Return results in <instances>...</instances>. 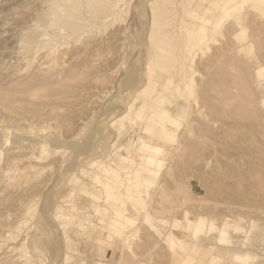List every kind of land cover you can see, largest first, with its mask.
Instances as JSON below:
<instances>
[{
    "label": "rangeland",
    "instance_id": "rangeland-1",
    "mask_svg": "<svg viewBox=\"0 0 264 264\" xmlns=\"http://www.w3.org/2000/svg\"><path fill=\"white\" fill-rule=\"evenodd\" d=\"M214 1L115 0L101 18L84 10L92 23L78 37L51 27L55 38L20 59L16 55L22 47L20 32L31 29L35 14L53 3L0 0V264H179V251L185 256L180 264H264V179L260 180L264 129H256L255 121L251 128L249 123H242L247 124L245 129L233 125L232 112L247 108L245 102V110L251 111L252 105L237 80L239 62L228 64L224 50V59L218 56L225 42H236L232 48L240 50L238 56L252 72L260 70L248 88L262 96L264 58L259 57L264 53L259 55L253 41L254 25L264 30V14L244 5L237 13L243 12L222 22L246 14L238 30L225 32L229 38L220 37L203 48L208 30H214L222 12L212 8ZM197 3L212 8L205 15L210 23L203 25L187 14ZM155 8L156 24L166 26L152 37L166 42L158 47L172 50L160 61L154 60L149 36ZM54 49H58L55 58ZM131 67L135 79L130 84ZM216 70L221 71L217 81ZM165 85L172 89L180 85L184 95L187 107L179 128L164 117L163 106H155L142 93L146 89L153 99H167ZM225 89L233 93L226 94ZM146 117L153 119V127L163 120L168 141L145 133ZM143 142L165 150L159 156L163 168L149 181L143 179L148 187H131L128 182L134 172L139 173L137 165L144 163L138 148ZM251 148H260L258 159L252 160ZM95 161L117 170L125 179L123 188H113L110 194L95 184L96 178L111 177L92 166ZM125 183L142 193L133 202L123 198ZM112 195L118 200L114 202ZM120 206L123 216L118 219ZM111 224L115 229L109 228ZM223 228L224 239L219 240ZM192 229L198 230L195 237ZM124 232L133 234L131 243ZM172 242L184 246L171 248ZM18 247L25 252H18Z\"/></svg>",
    "mask_w": 264,
    "mask_h": 264
},
{
    "label": "bare ground",
    "instance_id": "bare-ground-1",
    "mask_svg": "<svg viewBox=\"0 0 264 264\" xmlns=\"http://www.w3.org/2000/svg\"><path fill=\"white\" fill-rule=\"evenodd\" d=\"M46 1H48V2H51V3H53L52 5H46L48 8L47 9H44V10H42L41 9V11L39 10L37 13L36 12H33V14L34 13H36L35 14V20H36V23H35V25L31 28V29H29V30H25V31H23V32H20V34H19V43L22 45V47H21V50H19L20 48H18V53H16V55L18 54V56H17V58H20V59H24V58H26V57H24V55L26 54V53H28L30 50L32 51V50H36V49H38L39 47H42V46H45L46 44H48V41H47V39H53V38H55V34L54 33H52V32H50L49 31V29L51 28V27H53L55 30H57V31H65L67 34L69 33V35L70 34H72V35H78L79 33H82V28L83 27H86V26H89V25H91V20H89V19H87L85 16H84V13H83V11L85 10V11H87V12H89V13H91V14H97V16H99L100 18L102 17V16H104V14H106L109 10H110V5L113 3V2H115V0H46ZM81 2H83V4L82 5H80V3ZM56 4V5H55ZM117 4V1L115 2V5ZM250 4V7L253 9V10H255V11H259V12H261V13H263L264 14V0H216V1H214L213 2V7L212 8H215V7H218V8H220L221 10H222V12H221V16L219 17V19L218 20H216V22H215V28H214V30L212 31V32H210L209 30H208V32H207V37H206V42H207V44L203 47V48H210V45L211 44H214L215 42H217L218 41V39L220 38V37H222L223 39H224V37H225V32L226 33H234V32H236L237 30H238V26H240V25H242V22L247 18V15L246 14H242V15H240V16H238V17H236V20H234L233 22H228V23H222L223 22V20H231V18L236 14H240L241 12H243V11H241V12H239V13H237L240 9H242V8H244V5H249ZM59 5V6H58ZM109 5V6H108ZM212 8H210V7H207V6H202L200 3H197L196 5H195V7H194V9H187L186 11H187V14L191 17V18H194V19H196V20H199L200 22H201V24H203V25H205V24H207V23H210V17L209 16H205L206 15V13L208 12V10H210V9H212ZM183 9H186V7H185V5L183 6ZM80 10H82V12H80ZM244 10V9H243ZM35 11V10H34ZM37 11V10H36ZM212 12V11H211ZM210 12V13H211ZM248 13H250V12H248ZM65 14H66V16H65ZM208 14V13H207ZM159 15V13H158V10H157V8H155V12H153L152 13V18H151V22H150V27H151V29L149 30V32H150V34H149V36H150V38H151V45H152V47H153V49H154V60H156V61H160L161 59H163V58H166L167 56H169V55H171V49H169V50H166V49H162V48H160V47H158L159 46V44H161V43H166V42H160L159 40H157L156 38H153L152 37V35H155V34H157V31H158V29H161V28H163L164 26H166V23H162V24H160V25H157L156 23H157V16ZM235 15V16H236ZM248 15H250L249 17H251V13L250 14H248ZM211 16V15H210ZM259 16V15H258ZM253 17V16H252ZM263 19V18H262ZM261 20V19H260ZM264 22V21H263ZM261 24L262 25H264L262 22H261ZM256 26V27H255ZM149 27V28H150ZM222 28H224V30H226V31H224V33H223V29ZM254 46L257 48V50L260 52V54L259 55H261V54H263L264 53V30L262 31V29H263V27L261 28V27H257V25H254ZM157 30V31H156ZM228 31V32H227ZM225 34V35H224ZM262 34V35H261ZM253 35V34H252ZM251 34L250 35H248V36H252ZM224 36V37H223ZM230 36V35H229ZM229 36H226V37H228L229 38ZM263 36V37H262ZM78 37V36H77ZM225 37V38H226ZM232 37V36H231ZM253 37V36H252ZM142 38V37H141ZM45 40V41H42V40ZM227 39V38H226ZM225 39V40H226ZM248 39H249V37H248ZM220 40H221V38H220ZM228 40H230V39H228ZM251 40H252V38H251ZM195 41L196 40H192L191 41V43L192 44H194L195 43ZM249 41H250V39H249ZM234 42V41H233ZM232 42V43H233ZM250 42H252V41H250ZM72 44L73 42L72 41H70V42H68V44ZM224 43V42H223ZM231 43H229V44H227L226 42H225V44H224V49H222V51L221 50H218V56L219 57H221L222 56V52H223V50H224V54H223V56L222 57H224V55H225V52H226V59H224V58H222V59H224V60H229L227 63L228 64H230V62L232 61V63H235L236 61H238L239 62V69H240V75H239V77H237V80L239 81V83H241L240 85V87H242V85L245 87H243L246 91H244V92H246L247 94H248V100L250 101V103H251V111H246L245 109H247L248 108V105H246V102H245V100H241V101H243V102H245V106L247 107V108H242L241 110H239V111H235V112H232V115H230L229 116V118H230V120L231 119H233V125H235V126H237V127H241V128H243V129H245V127L247 126V124L245 125V127L243 126L244 124H242V123H253L254 121L256 122V123H258V124H255V123H253L252 125L253 126H255V125H257L256 126V129H257V127H258V130H259V128L262 130V129H264V112H263V110H264V92H263V95L262 96H258L252 89H251V87H249L248 88V86H250V82L252 81V79L253 78H256L257 76H258V73H260V70H257L258 68H256V70L255 71H253L252 72V69L250 70V68H249V66H248V64L245 62V60H243L242 58H240L238 55H239V53H240V50H238L237 48H235V49H233L232 47H235V46H232V45H236L237 43L236 42H234V44H231ZM241 44V43H240ZM248 44V43H247ZM212 47V46H211ZM238 47V46H237ZM243 47V46H242ZM222 48H223V46H222ZM241 48V47H240ZM239 48V49H240ZM162 49V50H161ZM204 51V50H203ZM57 52H58V49H54L53 50V57L55 58V57H57ZM202 53H205V51L204 52H202ZM206 55V54H205ZM257 55V54H256ZM258 55V56H259ZM263 57H259V59L260 58H264V55H262ZM199 57H200V54H199ZM262 60V59H261ZM264 60V59H263ZM209 61V60H208ZM223 61V60H222ZM204 62H207V61H204ZM223 62H225V61H223ZM262 62V61H261ZM226 63V62H225ZM224 63V64H225ZM225 64L226 66L228 65V64ZM263 63V62H262ZM206 65H208V63L206 64ZM254 65V64H253ZM11 66H13V65H11ZM229 66V65H228ZM264 66V65H263ZM207 67V66H206ZM3 68V67H2ZM6 68H8V67H6ZM192 68V67H191ZM22 69H24V67L22 68ZM130 72H132L131 74H133V72H135L134 70L132 71V67L130 68ZM148 70H150V72L152 73L153 72V69L149 66V68H148ZM15 71H17V70H15ZM264 70H262V72H263ZM13 72V71H12ZM18 73H19V71H18ZM195 72H194V70H192V73H191V75H193ZM130 74V75H131ZM220 74H221V71L220 70H216V72H215V74H214V78H216V81L217 80H219V78H220ZM128 75H129V73H128ZM128 76V78H127V82L128 83H133V80L135 79V77H134V75L135 74H133V76ZM11 76H14L13 74L11 75ZM20 76V75H19ZM21 77V76H20ZM132 77H134V79L132 78ZM150 77L151 76H149V80H150ZM222 77V76H221ZM193 78H194V76L193 77H191L190 79H189V81H190V83H192L193 84ZM19 79V78H18ZM17 79V80H18ZM24 79V78H23ZM233 79H236V76H234L233 77ZM16 80V81H17ZM20 80V79H19ZM24 81V80H23ZM23 81H21V82H23ZM115 81H117V80H115ZM216 81H212L213 82V84H214V86L216 85ZM235 81V80H234ZM255 81V80H254ZM207 82V81H206ZM26 83V82H25ZM207 83H210V82H207ZM16 84H18V83H16ZM28 83H26V85H27ZM198 84H199V82H198ZM203 84V83H202ZM202 84H201V86H202ZM206 86V85H205ZM198 87H200V86H198ZM165 90H166V93L168 94V98L167 99H163V98H157V99H153V98H151V93H149V92H147V90L145 89V90H143L142 91V93H143V96H145V97H147L148 99L150 98V100L152 101V103H154V105L155 106H158V107H162L163 108V114L165 115H163L166 119H168L169 121H171V123L174 125V126H176V127H181L182 126V122H183V116H184V113H185V111H186V107L187 106H185V102H184V95H183V93H182V89H181V86L180 85H177L176 86V88L175 89H172L171 87H169V86H167V85H165L164 87H163ZM226 88V87H225ZM235 88V87H234ZM242 89V88H241ZM258 89V88H257ZM233 90V89H232ZM236 90V89H235ZM259 90V89H258ZM264 90V89H263ZM225 91H226V94H229V93H233V92H229V89H225ZM239 92H242V91H239ZM238 93V92H237ZM245 93V94H246ZM18 94V93H17ZM22 93H19L17 96H20ZM211 95V94H210ZM238 95H240V93L238 94ZM242 95H243V92H242ZM233 96H235V95H233ZM237 96V95H236ZM245 96V95H244ZM229 98H234V97H230L229 96ZM236 98V97H235ZM237 98H240V96L239 97H237ZM243 98V96H241V99ZM245 99H246V97H245ZM235 99H233V101H234ZM212 101V100H211ZM210 101V102H211ZM215 101V100H214ZM236 101H237V103H239V101L236 99ZM235 101V102H236ZM169 102H171V103H173V105L172 106H167L168 105V103ZM242 103V102H241ZM240 103V104H241ZM248 103V102H247ZM166 106V107H165ZM240 106V105H239ZM242 106V105H241ZM176 107V108H175ZM243 107H244V105H243ZM175 108V109H174ZM172 111H174V114H173V112ZM146 123H145V133H147L150 137H156V138H158L159 140H161V141H168L169 140V138L167 137V131H165L161 126H163V120L162 121H160L159 122V125H158V127L156 126V127H153V125H152V118H149V117H146ZM166 124H168V121H166ZM206 124V123H205ZM241 124H242V126H241ZM248 124V125H249ZM251 124L249 125V128H251ZM255 124V125H254ZM206 126H208L207 124H206ZM248 127V126H247ZM205 128H208V129H210L211 130V127H205ZM156 129V131H154ZM207 129V130H208ZM238 129V128H237ZM253 129V128H252ZM154 131L153 133L151 132V133H149L150 131ZM206 130V129H205ZM257 130V131H258ZM247 131H249V130H247ZM254 132V131H253ZM241 133H242V131H241ZM246 133V132H245ZM263 133V132H262ZM244 134V133H243ZM227 137H229V136H231V134H229V136H228V134L226 135ZM231 138V137H230ZM246 138V137H245ZM248 138V137H247ZM233 139V138H232ZM262 139V138H261ZM236 140H238V139H236ZM246 140V139H245ZM228 141V140H227ZM247 141V140H246ZM245 141V142H246ZM226 142V141H225ZM244 142V141H243ZM242 142V144H245V142L243 143ZM253 142V141H252ZM201 143V142H200ZM199 143V144H200ZM223 143V142H222ZM248 143V142H247ZM250 143V142H249ZM248 143V145H250ZM256 143V142H255ZM255 143H253V144H255ZM258 143H259V141H258ZM196 144V143H195ZM227 144H228V142H227ZM235 144V143H234ZM252 144V145H253ZM202 145V144H201ZM224 145V144H223ZM230 145H231V143H230ZM238 145V144H237ZM261 145V144H260ZM204 146L206 147V145L204 144ZM234 146V145H233ZM259 146V145H258ZM263 146V145H262ZM196 145H194V149H196V148H198V146L196 147ZM200 147V146H199ZM224 147V146H223ZM244 147L245 146H242L241 148H243L244 149ZM138 148H139V152H140V154H142V155H144L143 156V159H144V163H140V164H138L137 165V169H135V170H137L139 173L141 172V174H139V173H137V172H134V175H133V177L130 179V182H128V180H127V182L128 183H130V185H131V187H132V185L134 184V186L136 185V184H140V185H142L143 186V188H144V186H147V184H145V183H143V179H144V181H146L147 182V180L149 181V179L151 178V177H156V175L159 173V171H161V169L163 168V159H160V155L161 154H163L164 152H165V150L162 148V147H157V146H149V145H147L145 142H143V143H141V144H139L138 145ZM234 148H235V146H234ZM238 148H240V147H238ZM249 148V147H248ZM193 149V150H194ZM204 149V148H203ZM206 149V148H205ZM246 149V148H245ZM252 149V151H253V148H251ZM258 149H260V148H258ZM257 148L255 149L256 151H253L252 153V160H254L255 158H257V157H260L261 155H260V152H259V150H258ZM192 150V151H193ZM236 150V149H235ZM250 150V149H249ZM257 150H258V152H257ZM263 150V149H262ZM191 151V152H192ZM240 151H241V149H240ZM239 151V152H240ZM251 151V150H250ZM196 152V151H195ZM198 152V151H197ZM242 152H246V151H242ZM192 153H194V151L192 152ZM199 153V152H198ZM206 153V152H205ZM204 153V154H205ZM222 153H224V152H222ZM238 153V152H237ZM262 153H263V151H262ZM227 154V153H226ZM243 154V153H242ZM248 154V153H247ZM251 154V153H250ZM264 154V153H263ZM145 155H146V157H145ZM194 155V154H193ZM193 155H191V156H193ZM240 155H241V152H240ZM245 155V154H244ZM260 155V156H259ZM247 156V155H246ZM194 157H195V155H194ZM197 157V156H196ZM227 157V156H226ZM237 158H239L238 156H236ZM243 157H245V156H243ZM263 157H264V155H263ZM202 158V157H201ZM208 158V157H207ZM207 158H206V160H207ZM217 158V157H216ZM192 159V157L190 158V160ZM205 159V158H204ZM229 159V158H228ZM227 159V160H228ZM234 159V158H233ZM246 159V158H245ZM258 159V158H257ZM189 160V161H190ZM237 160V159H236ZM249 160V159H248ZM262 160H264V158L262 159ZM205 161V160H204ZM208 161V160H207ZM207 161H206V163H207ZM229 161V160H228ZM239 161V160H238ZM237 161V162H238ZM243 161V160H242ZM193 162H196V161H194L193 160ZM223 162V161H222ZM251 162V161H250ZM258 163H259V160L257 161ZM175 163V162H174ZM231 162H229V164H230ZM255 163V162H254ZM258 163H256V164H258ZM260 163H263V162H260ZM259 163V164H260ZM190 164H191V161H190ZM196 164V163H195ZM204 164V163H203ZM227 164V167H228V163H226ZM234 164V163H233ZM256 164H255V166H256ZM197 165V164H196ZM200 165V164H199ZM243 165V164H242ZM251 165V164H250ZM261 165V164H260ZM92 166H94V167H97L98 168V170H99V172L103 175V176H105V177H109V176H111V177H113V181H112V179H111V177H110V179L109 178H107V179H104V180H99L98 178H96V183L95 184H100V187H102L105 191H107V190H109L110 192L113 190V188H119V187H121V185H122V182H124V180L122 181V179L120 178V175L117 173V170H115V169H113V168H110L109 166H107V165H101V163L99 162V161H95V162H92ZM219 166H220V164H219ZM248 166V165H247ZM253 166V165H252ZM262 166V165H261ZM264 166V165H263ZM263 166H262V168H263ZM194 167V166H193ZM208 168V167H207ZM221 168V167H220ZM229 168V167H228ZM230 168H231V166H230ZM238 168V167H237ZM248 168V167H247ZM246 168V169H247ZM250 168V167H249ZM205 169V168H204ZM224 169V168H223ZM226 169V168H225ZM232 169V168H231ZM230 169V170H231ZM244 169V168H243ZM207 170V169H206ZM215 170V169H214ZM227 170V169H226ZM245 170V169H244ZM244 170H243V172H244ZM250 170V169H249ZM134 171V170H133ZM225 171V170H224ZM228 171V170H227ZM240 171H242V170H240ZM251 171V170H250ZM174 172V171H173ZM198 172V171H197ZM204 172V171H203ZM225 173H226V171H225ZM234 173V172H233ZM256 173V172H255ZM262 173V172H261ZM240 174V173H239ZM101 175V176H102ZM228 175V174H227ZM229 175L231 176L232 174H230L229 173ZM241 175L243 176V174L241 173ZM248 175V174H247ZM246 175V176H247ZM256 175V174H255ZM259 175V174H258ZM226 176V175H225ZM234 176H235V174H234ZM234 176H233V179H234ZM251 176V175H250ZM249 175H248V177H250ZM247 177V178H248ZM258 177V176H257ZM257 177H256V179H257ZM232 178V177H231ZM259 178V177H258ZM236 179H237V177H236ZM251 179V178H250ZM255 179V180H256ZM264 178H260V180H263ZM163 180V179H162ZM242 180V179H241ZM246 180V179H245ZM165 181V180H164ZM131 182H132V184H131ZM235 183H236V181H234ZM233 182V183H234ZM237 182H238V180H237ZM260 182H262V181H260ZM249 183H250V181H249ZM252 183V182H251ZM241 184V183H240ZM125 185H128L127 183H125L124 184V186ZM129 185V186H130ZM129 186H125L124 187V189L126 190L125 191V193H124V191H122L125 195L123 196V198L125 197L126 199V201L128 202V200L130 201V202H133V198L134 197H136V196H139L140 194H142V193H140L137 189H135V190H133V189H130V187ZM139 186V185H138ZM250 186V185H249ZM148 187V186H147ZM261 187V186H260ZM122 188H123V185H122ZM122 188L120 189V190H122ZM134 188V187H133ZM147 189V188H146ZM258 189V188H257ZM261 191V190H260ZM113 192V191H112ZM110 193V194H113V193ZM121 192V193H122ZM122 193V194H123ZM87 194H89L88 192H87ZM86 194V195H87ZM120 194V193H119ZM119 194H116L117 196H120ZM91 197H89V198H91L93 201H97L98 200V197L97 196H94V195H92V194H89ZM88 195V196H89ZM116 195H112V199L114 200V202H115V200L117 199V196ZM87 196V197H88ZM118 198H120V197H118ZM122 198V197H121ZM122 198V201L124 200ZM145 198V197H144ZM195 199V198H194ZM118 200V199H117ZM120 200V203H123L124 204V201L122 202L121 201V199H119ZM194 201V200H193ZM128 204H130V203H128ZM132 204V203H131ZM117 205H119V204H116V206ZM118 207V206H117ZM133 207V206H132ZM136 207V206H135ZM99 209V208H98ZM118 208H116V210H117ZM119 210V209H118ZM60 211H61V206H58L57 208H56V212H57V214H60ZM121 211V206H120V210H119V212H117L116 213V218H122V216H123V209H122V211ZM161 211V210H160ZM174 211V210H173ZM172 212V211H171ZM146 214V213H145ZM147 214H148V216H147V220H148V218H150V216H151V213H149V212H147ZM164 214V213H163ZM162 214V215H163ZM146 217V216H145ZM122 222L124 223V224H126L125 223V221H123L122 220ZM118 223V222H117ZM150 223V222H149ZM190 223V222H189ZM188 223V225L190 226V224ZM23 225V224H22ZM115 224H111L110 226H109V228H111V229H115V228H113V227H115L114 226ZM224 225H225V223H224ZM18 229V232H16L15 231V233H16V235H17V233H19V231H20V229L19 228H17ZM209 229H213L212 228V225H210L209 226ZM187 231V230H186ZM188 231H190V230H188ZM191 231H193V235H194V237L198 234V230L197 231H195V229H192ZM191 231H190V234H191ZM224 228L222 229V231H221V233L220 232H218V236H220V238H219V240H223L224 239ZM125 233V240L127 241V243L129 244V242L131 243V238H132V236H133V234H131V233H126V232H124ZM14 234V233H13ZM15 234L13 235V236H16ZM215 235H217V234H215ZM12 236V237H13ZM192 236V235H191ZM193 237V236H192ZM214 237V235L212 236V238ZM15 239L17 238V237H14ZM108 238H110V236H108ZM113 238V237H112ZM111 238V239H112ZM183 238V237H182ZM208 238V237H207ZM215 238V237H214ZM217 238V237H216ZM264 238V237H263ZM106 239H107V237H106ZM110 239V240H111ZM177 239V238H176ZM184 239V241H185V237L183 238ZM190 239V238H189ZM218 239V238H217ZM110 240H108V242L110 241ZM124 240V241H125ZM180 240V239H179ZM182 240V239H181ZM211 241H212V239H210ZM107 241V240H106ZM183 241V242H184ZM186 241H187V245H189L188 244V241L189 240H187L186 239ZM186 241H185V244H186ZM178 242V241H177ZM190 242H191V240H190ZM210 242V241H209ZM217 242V241H216ZM220 242V241H219ZM240 242V241H239ZM127 244V245H128ZM192 244V243H191ZM210 244V243H209ZM219 244V243H218ZM243 244V243H242ZM247 244V243H246ZM22 245H24V244H22ZM178 246H176V244L174 243V242H172L171 244H170V246H171V248H173V247H175L176 246V248L178 247V249H179V247L180 248H182L184 245L182 244V243H179V244H177ZM129 246V245H128ZM186 247H189V246H186ZM190 247H191V245H190ZM212 249V248H211ZM16 250H17V248H16ZM23 250V251H22ZM25 249H24V247H18V252L19 251H21V253L22 252H25L24 251ZM27 251V250H26ZM186 251H188V250H186ZM180 252V251H179ZM178 252V259H179V264L181 263V261L182 260H184V258L182 257V255L184 256V252H183V254L182 255H180V253ZM27 253V252H26ZM24 255V254H23ZM236 256V255H235ZM185 257V256H184ZM256 258V257H255ZM253 259V258H252ZM259 259H260V257H259ZM258 259V260H259ZM192 260V259H191ZM255 260V259H254ZM190 261V260H189ZM235 261H239V259H236ZM234 261V262H235ZM253 262V261H252ZM188 264V263H187Z\"/></svg>",
    "mask_w": 264,
    "mask_h": 264
}]
</instances>
